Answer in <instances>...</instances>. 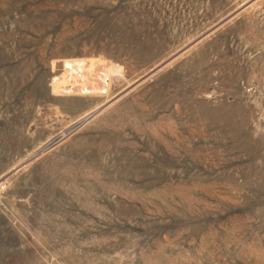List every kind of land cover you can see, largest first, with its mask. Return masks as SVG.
I'll return each instance as SVG.
<instances>
[{"label":"rangeland","instance_id":"1","mask_svg":"<svg viewBox=\"0 0 264 264\" xmlns=\"http://www.w3.org/2000/svg\"><path fill=\"white\" fill-rule=\"evenodd\" d=\"M0 264H264V0H0Z\"/></svg>","mask_w":264,"mask_h":264}]
</instances>
